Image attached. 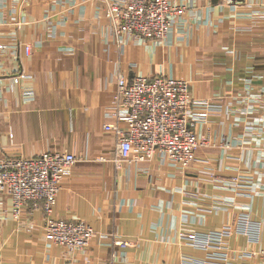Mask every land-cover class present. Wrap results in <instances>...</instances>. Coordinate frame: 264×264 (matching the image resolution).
<instances>
[{"label":"crops","instance_id":"0c3cea01","mask_svg":"<svg viewBox=\"0 0 264 264\" xmlns=\"http://www.w3.org/2000/svg\"><path fill=\"white\" fill-rule=\"evenodd\" d=\"M113 1L0 0L1 158H80L52 216L96 234L69 252L46 241L41 211L25 207L13 220L3 199L0 264H221L182 237L218 231L240 212L260 224V242L230 238L229 264H255L240 255L264 250V0H169L181 9L171 33L142 42L116 37L105 18ZM118 77L189 83L206 144L190 168L158 156L113 167L117 149L104 126L114 122ZM236 178L242 183L225 187Z\"/></svg>","mask_w":264,"mask_h":264},{"label":"built area","instance_id":"2783aa9c","mask_svg":"<svg viewBox=\"0 0 264 264\" xmlns=\"http://www.w3.org/2000/svg\"><path fill=\"white\" fill-rule=\"evenodd\" d=\"M180 12L181 9L172 6L169 0H117L107 5L105 18L113 25L118 38L136 42L162 41L171 33L173 20ZM31 51L30 44L23 46L25 57L28 58ZM21 77L22 72L14 78L15 82ZM261 101L264 113V89ZM194 105L198 104L192 99L186 81L138 77L127 84L118 77L111 112L114 122L104 126L117 149L110 160L113 167L120 170L123 166L151 162L158 156L181 169L190 168L196 162V152L206 147L205 142L199 140L195 120L191 118ZM225 148L228 149L229 144L225 143ZM80 160L68 152H47L30 159L1 158L0 150V207L3 199H8L13 220L21 218L25 207L41 211L48 243L69 252L86 249L96 236L92 228L80 221H59L52 216L62 179ZM240 183L239 179H232L225 187ZM250 186L249 193L257 188L253 184ZM235 235L258 244L260 224L252 222L247 213L240 212L233 224L218 231L201 236L186 234L182 238L194 248L214 251L208 259L229 264L226 242ZM119 245L125 246L124 243ZM240 257L264 264V250L244 252Z\"/></svg>","mask_w":264,"mask_h":264}]
</instances>
